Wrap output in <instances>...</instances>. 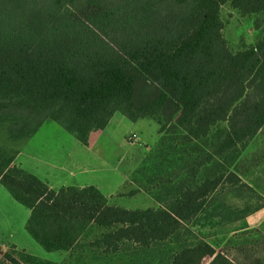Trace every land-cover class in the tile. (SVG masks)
Segmentation results:
<instances>
[{
	"label": "trees",
	"instance_id": "obj_1",
	"mask_svg": "<svg viewBox=\"0 0 264 264\" xmlns=\"http://www.w3.org/2000/svg\"><path fill=\"white\" fill-rule=\"evenodd\" d=\"M227 2L264 23V0H0V131L9 140L30 139L51 120L87 144L116 111L154 119L161 135L138 169L151 170L152 186L142 185L158 190L161 205L135 209L94 185L51 188L15 164L20 150L0 144V183L30 209L27 230L47 251L76 249L91 227L107 252L166 242L205 209L226 172L239 180L229 167L264 126V35L234 52L223 33ZM225 154L227 166L214 163ZM207 256L236 264L205 240L179 244L159 264Z\"/></svg>",
	"mask_w": 264,
	"mask_h": 264
},
{
	"label": "rangeland",
	"instance_id": "obj_2",
	"mask_svg": "<svg viewBox=\"0 0 264 264\" xmlns=\"http://www.w3.org/2000/svg\"><path fill=\"white\" fill-rule=\"evenodd\" d=\"M221 17L224 21V36L234 52L243 49L244 46L254 45L264 35V23L260 21L263 16L243 14L230 2L222 5ZM259 21L261 26L258 28L256 22ZM51 122L58 131L67 132L59 123ZM32 125H35V122ZM223 126L226 124L214 127V133ZM139 127L142 138L148 143L138 146L134 152L128 155L126 162L119 168V176L117 173L113 176L110 175L107 181L109 183L108 185L106 183L103 189L111 204L130 209L161 205L156 197L158 190H149L143 186L144 184L152 186L149 182L151 170L145 174L138 172L142 165H146L148 157L155 153L157 142L161 136L159 125L155 120L146 119L141 122ZM55 131L56 129L43 128L30 139L22 141L9 140L7 134L0 131V144L20 151L27 149L25 153H29L31 150L34 152L37 147L39 149L43 147L41 145L44 142L58 144L60 141L54 140L53 133ZM255 139L256 145H251L248 149H246L248 144L241 147V152L244 153L242 154L243 158L236 166L229 167V171L233 172L234 169L236 173L241 171L248 174L250 171L248 162L252 156L258 163L259 156L264 151V148L262 152L259 150L260 144L261 147L264 145V128ZM49 148L56 149L53 145ZM225 155L216 156L214 163L219 162V164L227 166L226 159L229 158V154ZM26 157L25 155L18 156L16 164L21 166ZM181 164L184 165L183 162ZM147 165L152 167L151 162ZM184 175L185 171L182 172V176ZM228 175L229 172H226L220 186L209 198L205 209L192 220L184 223V228L173 239L166 242L149 248L125 243L118 252L112 253L93 244L100 237L102 230L91 227L80 236L76 249L49 252L28 232V217L26 230L23 231L25 237L17 231L7 234L0 241V248L4 249L0 253V264H11L6 258L8 254L20 259L24 264H159L166 263L179 244L193 243L199 240L209 242L218 252L225 253L236 264H264V196L259 189L249 184L250 181L234 182ZM134 176L139 177V180L135 181ZM250 179L254 178L250 177ZM0 187L9 193L4 185ZM137 187L140 190L132 194L131 191ZM2 197L3 195L0 193V230L12 228L9 223H13L15 229L21 230L24 228L22 214L13 209L10 203L4 201ZM22 207L27 209L23 205ZM9 218H12L11 222ZM26 237L29 241L26 240ZM210 261L211 257L207 256L204 258L203 264H209Z\"/></svg>",
	"mask_w": 264,
	"mask_h": 264
},
{
	"label": "crops",
	"instance_id": "obj_3",
	"mask_svg": "<svg viewBox=\"0 0 264 264\" xmlns=\"http://www.w3.org/2000/svg\"><path fill=\"white\" fill-rule=\"evenodd\" d=\"M146 119L151 118H142L137 121H132L121 111H116L103 129L95 130L90 133L87 144L82 143L69 131H58L57 127H55L50 120L45 121L35 134H38L43 128L56 129L53 133L55 136L54 140L60 142L58 144L44 142L41 145L43 147L40 149L37 147L34 152L31 150L29 153H25L27 149L20 151L18 153L19 157L23 155L27 156L22 161L21 167L34 173L54 189L70 185L79 187L94 185L103 192L105 184L107 183L108 185L109 183L107 182L108 177L110 175L113 176V174L115 175V173L119 176V168L126 162L128 155L134 152L138 146L148 143L142 138V132L139 127L141 122ZM263 128L264 126L248 141L249 143L247 142L248 146L246 144V149L250 148L251 145H256L255 137ZM133 133L137 134V141L135 142L129 140ZM51 145L56 149L49 148ZM263 148L264 145L261 147L260 144L259 150L261 152ZM242 154L244 153H240L232 166H236L239 160L243 158ZM18 156L15 158V164ZM248 164L250 166L248 174L241 171L236 173V170L233 169L234 175L239 179L235 182L243 183V180L250 181L249 184L259 189L264 196V151L260 154L258 163L255 162L252 156ZM122 174L121 172V175ZM250 177L254 179H250ZM1 185L0 183V186ZM0 193L3 195L2 199H4V201L10 203L13 209L22 214V223L24 227L21 230H17L13 223H9L12 228L9 230H0V241L3 240L7 234L16 233L17 231L20 234L22 233L23 237H25L23 231L25 232L26 230V222L31 212L30 209L26 206L27 209H24V207H22L23 204L16 201L10 192L7 193V191L1 187ZM9 220L11 222L12 218H9ZM26 240H28L27 237ZM2 250L4 249L0 248V253ZM13 257L16 258L15 256ZM16 259L24 264L20 259ZM11 264L13 263L11 262Z\"/></svg>",
	"mask_w": 264,
	"mask_h": 264
},
{
	"label": "built area",
	"instance_id": "obj_4",
	"mask_svg": "<svg viewBox=\"0 0 264 264\" xmlns=\"http://www.w3.org/2000/svg\"><path fill=\"white\" fill-rule=\"evenodd\" d=\"M129 140H130L131 142H135V141H137V134L133 133V134L130 136Z\"/></svg>",
	"mask_w": 264,
	"mask_h": 264
}]
</instances>
